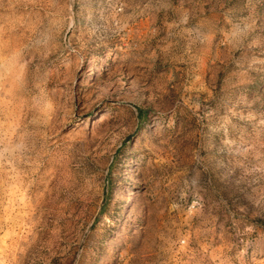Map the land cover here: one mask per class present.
<instances>
[{"label":"rangeland","instance_id":"1","mask_svg":"<svg viewBox=\"0 0 264 264\" xmlns=\"http://www.w3.org/2000/svg\"><path fill=\"white\" fill-rule=\"evenodd\" d=\"M0 264H264V0H0Z\"/></svg>","mask_w":264,"mask_h":264}]
</instances>
